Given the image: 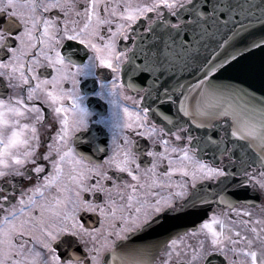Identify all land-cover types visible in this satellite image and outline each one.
I'll return each mask as SVG.
<instances>
[{
    "label": "snow or ice",
    "instance_id": "obj_1",
    "mask_svg": "<svg viewBox=\"0 0 264 264\" xmlns=\"http://www.w3.org/2000/svg\"><path fill=\"white\" fill-rule=\"evenodd\" d=\"M0 264H264V0H0Z\"/></svg>",
    "mask_w": 264,
    "mask_h": 264
}]
</instances>
